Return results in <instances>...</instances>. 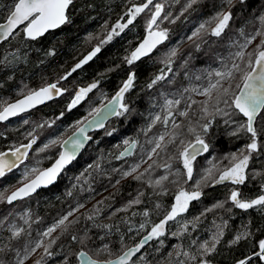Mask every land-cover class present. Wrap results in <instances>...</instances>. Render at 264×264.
I'll return each mask as SVG.
<instances>
[{
  "label": "trees",
  "instance_id": "1",
  "mask_svg": "<svg viewBox=\"0 0 264 264\" xmlns=\"http://www.w3.org/2000/svg\"><path fill=\"white\" fill-rule=\"evenodd\" d=\"M159 1L164 5V11L157 23L160 30L167 29L168 39L157 45L148 57H142L133 65L125 62V57L130 56L133 48L144 37L151 18V5L119 36H114L104 44L91 61L66 80L60 81L59 86L67 88V92L9 122L25 119L24 122L32 127L35 144L25 164L31 163L39 170L56 157L60 141L90 116L97 106L109 99L130 73H135L133 86L125 93L123 101L129 110L123 115H116L103 129L95 132L81 155L66 168L54 185L12 204L0 200V264H16L23 256L25 246L31 247L41 233L72 209L78 208L69 217V220H75L76 223L67 232L62 229L51 244L49 251L52 255L45 257V264H76L80 250L87 251L99 260L110 259L150 232L151 227L163 220L170 211L177 187L188 183L185 180L186 172L177 160L192 138L183 143L175 138L173 143H168L173 133L179 132L174 128L177 108L189 109L187 118H193L199 130L195 132V138L199 135L208 145L205 154L194 161L196 172L204 165L205 158L201 164L199 161L206 157V153L223 155L251 141L250 133L236 131L238 125L246 121L242 114L237 112L231 118L217 114L215 107L230 114L232 110L223 103L215 104V91L211 99L201 92L208 86V80L204 78L207 71L220 69L221 61L231 64L230 54L237 50L235 43L243 42L241 31L249 34L261 27L259 18L264 15V0H232L231 4L225 0H197L191 7H187L189 0H153V4ZM144 2L146 0H74L69 10L70 23L36 40L26 38L22 31L0 40V109L18 96L59 80L92 51L118 21L126 23L125 14L129 8ZM12 3L13 0H0V22L5 19ZM227 11L232 13L228 27L220 37L212 36L211 29L216 23L212 18L217 13ZM169 13L171 15L167 20L162 19ZM201 24L205 25V29L198 37L189 40L188 37ZM261 38L257 37L252 43L255 42L257 47ZM197 43L199 48L195 46ZM172 49H176L177 55L171 57L172 63L169 65L168 53ZM235 62L240 64V71H234L232 79L222 82L224 87L231 86L230 92L233 94L237 93L244 74L251 68L245 58ZM162 72L165 79L149 88L151 81ZM198 76L201 79L197 80ZM97 81V89H92L86 99L71 109L67 107L79 88ZM102 92H105L103 98L97 96ZM166 99H179L181 102L167 107ZM205 106L208 111L211 110L208 115L203 111ZM156 115L161 120L152 124ZM165 117H170L169 126L163 123ZM9 123H0V151L10 148V145L14 147L28 141L25 138L18 140V130L9 128ZM206 123L209 124L207 131L203 128ZM184 124L180 123L177 128L184 131L187 127ZM62 125L66 127L65 133L55 140L57 143L45 148V144H41L42 140ZM254 126L261 147L252 153L245 183H213L215 176L202 181L203 174L200 173L197 180L201 181L200 198L190 203L186 212L168 221L164 235L152 240L129 264H180V261H184V264H198L202 258L209 260L210 264H235L254 250L258 251V241L264 237V207L239 209L228 199L233 189L238 190L245 199L262 192L264 117L258 115ZM166 133L171 136L161 143L167 144V147L164 150L157 149V153L153 154L155 157L148 162V152L154 147V143L149 141H155ZM126 140L136 141V144L133 153L122 158L119 152ZM160 158L173 163H160ZM146 162L148 165L144 166ZM137 164L139 168L136 172L123 176L124 172L130 171ZM150 164L153 167L145 172ZM20 168L0 180V193L4 196L34 174L29 172L27 179L23 177L19 181L7 183ZM141 173H144L142 178L135 179ZM165 175L167 179L157 185L155 181ZM69 192L72 194L68 195ZM137 198L140 203H130ZM220 202H223V208L214 207ZM90 216L92 219H88ZM141 223H145L142 230L139 228ZM217 226L223 228L224 234L216 251L201 257L199 245L204 241L211 242ZM14 228L23 229L18 237L12 235ZM173 233L179 235L174 236ZM240 233L249 235L237 244H232L231 241ZM73 236L77 239L73 240ZM185 251L196 255L197 259L190 260L184 256ZM252 264H264V261L253 257Z\"/></svg>",
  "mask_w": 264,
  "mask_h": 264
},
{
  "label": "snow or ice",
  "instance_id": "2",
  "mask_svg": "<svg viewBox=\"0 0 264 264\" xmlns=\"http://www.w3.org/2000/svg\"><path fill=\"white\" fill-rule=\"evenodd\" d=\"M225 2L227 4H231L232 0H225ZM73 3L74 0H13L12 5L7 9V15L4 19V22H0V40L7 39L14 34L18 35L20 31H22L25 37L28 39L36 40L38 37H42L50 29H57L61 25L70 23L71 18L69 15V10ZM195 3H197V0H189L187 7H191ZM150 5H153V0H146V2L139 5L134 4L125 14V16H127L126 23H120L118 21L111 28V31L107 33L106 37L102 39L100 43L92 49V51L84 56L83 59L79 60V62L76 63L70 71L61 76L56 83H49L38 90L30 91L26 96H24L23 99L17 100L15 103L7 104L2 109H0V121L6 120L11 116H16L18 113L33 108L37 104H42L47 100H52L55 96H60L64 92H67V88L59 86L60 81L66 80L72 75V73L76 72L83 65L91 61L93 57H95L101 51V48L104 44L110 42L114 36H119L126 28H128L129 25L133 24L137 16L145 12L146 9H149ZM154 9L155 10L151 13V18L147 23V35L143 41L133 51H131L130 56L125 57V62L128 65H133L134 62L149 55L153 49L157 47V45L162 44L168 39L167 29L160 30L157 23L164 11V5L161 3H156L154 5ZM170 15V13L166 14L162 17V19L167 20ZM121 19H123V17ZM231 19V11L217 13V15L212 18V20L216 21V23L215 27L211 29V35L220 37L228 27L229 21ZM259 20L261 27L256 29L255 32L245 34L243 31H241L240 35L243 37V42L241 43L237 41L235 43L237 50L230 54L232 57L231 64L221 61L222 67L220 69L209 70L206 72L204 77L208 80V86L202 90L201 94L211 99L212 93L215 91L217 93L215 97V104L219 105L220 103H223L228 107V109L232 110L230 114L228 111H224L219 107H215V112L217 114L229 116V118H231V115H234L237 112L242 114L244 117H246V122L238 125L236 131L238 132L240 130H244L245 132L251 134V142L245 145V148L241 150L239 156H237L235 153L232 154L231 165L219 172L218 179L213 178V183L231 181L236 185L244 184L248 178L246 169L248 168L252 153L256 152L261 147L257 142L258 131L254 124L258 115L264 117V15H262ZM154 26L156 30H154ZM204 29L205 25L201 24L197 31L194 32L192 36H189L188 39L192 40L193 37H198L200 32ZM257 37L262 38L257 45V53L253 65V61L251 59L252 53L246 54L245 49L248 47V45L252 44V42L255 41ZM195 46L196 48L200 47L198 43ZM176 55V49L170 50L167 60L169 65L172 63L171 57ZM245 55L249 57L248 64L251 66V70L244 74L243 87L240 88L239 94H233L230 92L231 86L229 85V87H224L222 82L232 79L234 71H240V64L236 63L235 60H243ZM168 71H171L170 67L168 68ZM134 79L135 73H130L127 79L123 82L122 87H120L108 104L104 105L101 109L93 110V118L90 121H85L84 127H78L77 132L80 134L79 136L74 133L72 137L68 138V140L61 142L62 146L64 147V151L60 152L59 158L52 167L40 171L34 179H30L27 183H23L21 187L17 188L10 195L4 196L2 193H0V200H6L9 204H11L17 199H22L31 195V193L36 191V189L41 185L51 184L56 179L60 171L64 168V166L76 158V153L84 146V143L91 139V137L87 135L88 128H91L92 126H102V120L108 115H123L129 110L128 105L123 101L125 93L128 92L130 88H132ZM164 79L165 74L162 72L151 81L148 87L152 88L153 85ZM196 79L199 80L201 77L198 76ZM97 84L98 81L93 82L87 87L79 88L75 92V96L68 105V108L71 109L77 105L82 99H84L87 93L91 92L92 89L97 87ZM237 87H239V85ZM185 91L188 90L185 89ZM193 91H196V89H193ZM180 102L181 101L179 99L165 100L167 107H171L174 104L178 105ZM204 104L207 105V101H205ZM203 111L207 113V106L203 108ZM62 115L63 113H61V116ZM168 115L170 116L171 112H169ZM180 115H186V113L182 112ZM160 120L161 117L156 115L152 121V124H155L156 121ZM163 123H168L167 117L164 118ZM225 123H228V121H225ZM151 126L152 125L150 124L149 128H151ZM174 127L178 126L174 125ZM208 127V123L203 125L205 131H207ZM190 131H194V129H190ZM233 134L235 135L236 133L234 132ZM29 135H31V133ZM162 141H164V135H160L155 141H149V143H154V147H152L148 152L149 158H151L152 154L157 153V149L164 150L167 147V144L162 145ZM174 141L175 136H173L168 141V143H173ZM34 143L35 137H33V139L28 144H22L19 147L9 149L8 152H0V178L5 177L8 173L12 172L13 169L18 168L24 163V160L27 159L28 156V149H30ZM50 143L55 144L57 141L53 140ZM181 143H183V141H181ZM125 144H127L128 147L124 152L121 153V156L131 154V150L135 146L136 141L126 140ZM48 146L49 145L46 144L44 147L47 148ZM207 148L208 145L205 144L204 140L201 139L199 135H197L195 143H189L180 152L179 155L182 158L183 166L186 169L187 179H192L193 160H195L196 156L199 155L201 151H207ZM21 149H23V151ZM41 151H43V149H41ZM119 158L120 157H117V159ZM154 163L155 161L153 164ZM153 164H150L148 168L145 169V172H148L149 169L153 167ZM166 167L170 166L166 165ZM137 168H139V164L134 165L130 171L124 172L123 176H130L133 172H136ZM36 171L37 170L35 168H26L22 175L25 179H27L29 172L36 173ZM143 175L144 173H141L140 175L136 176L135 179L139 180ZM211 176V169L206 170V174L201 177V180H207ZM166 179V176L161 177L159 180H156L155 183L159 185L162 180ZM200 183L201 181H197L196 190L191 192L181 189L177 193L175 197V203L172 205L171 210L168 212L165 218L159 223L154 224L151 227L150 232L144 236L140 242L135 245V247L129 248L115 261L106 260L102 262V264H126V262L131 259L135 253L139 252L148 241L152 240L153 238L163 236L166 223L170 220H174L180 213L186 212L188 210L189 203L201 196L202 193L199 190ZM71 194V192L68 193V195ZM228 199L232 201L233 204L239 209H252L255 206L264 207V194L259 195L254 199H245L242 198V194L238 190L233 189ZM100 203H102V201ZM130 203L138 204L140 203V200L137 198ZM78 207H83V205H79ZM214 207L223 208L224 204L223 202H220L214 205ZM76 210H78V208L68 211L66 215L62 216L50 227H48L46 231L40 234V238L37 239L31 247L25 246L23 256L17 260L16 264H24V261L41 247L44 249L43 255H41V257L37 259L34 264H45V257L52 255L49 249L51 248V244L55 241L53 240L48 245H44L43 238L51 236V234L55 232L57 228H62L64 232H67L71 225L76 223L75 220H69V217H71L73 212ZM144 215L147 216L148 213L145 212ZM88 219H92V217L90 216ZM104 227H107V225ZM139 228L141 230L144 229L145 223H141ZM184 230H187L186 225L184 226ZM22 231L23 229L14 228L12 235L14 237H18ZM223 234V228L217 226V232L213 235L211 242L204 241L199 245V255L201 257H205L215 252ZM173 235H179V233H173ZM248 235L249 233L237 234L231 243L237 244ZM72 239L76 240L77 237L73 236ZM193 243L196 242L193 241ZM106 247L107 246L105 245V248ZM258 249V251L254 250L251 255L237 260L235 264H252L253 257L260 261H264V239H260L258 241ZM179 255L180 253L178 252L177 256ZM183 255L188 257L190 260L197 259L196 255L190 254L187 251H185ZM79 257L80 264H101L99 261L92 260L87 256L86 253H80ZM180 264H184V261H180ZM198 264H210V261L202 258L199 260Z\"/></svg>",
  "mask_w": 264,
  "mask_h": 264
},
{
  "label": "rangeland",
  "instance_id": "3",
  "mask_svg": "<svg viewBox=\"0 0 264 264\" xmlns=\"http://www.w3.org/2000/svg\"><path fill=\"white\" fill-rule=\"evenodd\" d=\"M157 3V2H156ZM155 3V4H156ZM158 3H161V1H159ZM151 5V8L149 11H154V5ZM249 49V51L247 50ZM247 53H252V56L254 58L251 57L253 63L255 61V56H256V53H257V47H256V43H252L251 47L248 46V48H246V54ZM245 59L249 60V57L247 55H245L244 57ZM58 80L54 81V83H56ZM60 85V83H59ZM90 85V84H89ZM87 85V86H89ZM87 86H84V87H87ZM89 93H87L88 95ZM85 96L84 99H86L88 96ZM75 96V94H74ZM73 96V97H74ZM73 97L70 99L68 105L71 103ZM84 99H82L81 101H83ZM80 101V102H81ZM67 105V107H68ZM211 112V110L207 111V115ZM24 121H26L25 119H17L15 120L14 122L12 123H9V128H13V129H16L18 130V134H19V139L20 141H22L23 138H25L26 140H30V139H33V130H32V127L29 126L28 124H26ZM191 129H194V131H197L196 129V126L194 124L191 125ZM66 131V127L64 125L62 126H59L57 127L55 130H54V133H52L51 135H49L48 137H46L44 140H42L41 144H47L49 146H52L53 144L50 143L51 141L53 140H57L59 139ZM31 133V135H29ZM195 136H196V133H195ZM251 142V141H250ZM248 142V143H250ZM21 143V142H20ZM20 145V144H19ZM17 146V145H16ZM15 147V146H14ZM13 146L10 145V148H14ZM245 146L244 145H241L240 147H236V150L234 151H227L226 153L224 152L223 155H219V156H213L212 152L210 153H206V157H203L205 158V163L204 165L201 167V169L199 168L198 172H196L194 169H193V172L196 173V175L194 176L195 178V181L199 180V174L202 173L204 176L206 174V170H209L211 169L212 171V176H215L216 179H218V176H219V172H221L222 170H224L225 168L229 167L232 163V160H231V156L233 153H235L237 156L240 155L241 153V150L244 149ZM153 157H155L153 154L151 156V158L148 157V162L149 160H151ZM250 161V160H249ZM148 162H146L144 164V166H147ZM32 169V168H35V166H33L31 163L30 164H25V162L21 165V168L20 170L17 171L16 174L13 175V177L11 179H8L7 183L8 182H12V180H16V181H19L20 179L23 178V172L25 171V169ZM192 168H194V166H192ZM186 172V170H185ZM192 172V173H193ZM166 176V175H165ZM211 176V177H212ZM210 178V177H209ZM208 178V179H209ZM207 179V180H208ZM186 181H188L187 179V175H186V178H185ZM13 183V182H12ZM3 186V185H2ZM6 189V188H5ZM4 189V190H5ZM11 188H9L8 190H10ZM192 189H196V187L192 188ZM262 189H264V184L262 186ZM3 190V191H4ZM7 190V191H8ZM200 190V189H199ZM6 191V192H7ZM264 194V193H263ZM62 231V228H57L55 232H53L51 234V236L49 237H44L43 240H44V245H48L49 242L51 240H56L57 237L59 236V234L61 233ZM43 252H44V249L43 247L37 249L34 253L31 254V256L28 258V260L26 261L25 264H33L37 259H39L41 257V255H43Z\"/></svg>",
  "mask_w": 264,
  "mask_h": 264
},
{
  "label": "water",
  "instance_id": "4",
  "mask_svg": "<svg viewBox=\"0 0 264 264\" xmlns=\"http://www.w3.org/2000/svg\"><path fill=\"white\" fill-rule=\"evenodd\" d=\"M2 22H4V20L2 21ZM62 26V25H61ZM60 26V27H61ZM52 30H56V29H50L48 32H50V31H52ZM48 32H46V33H48ZM45 33V34H46ZM44 34V35H45ZM25 36V35H24ZM27 38V37H26ZM39 38V37H38ZM5 40V39H4ZM243 87V83H242V85L240 86V88H242ZM240 88H239V90H238V92H237V94H239V91H240ZM39 89V88H38ZM38 89H36V90H38ZM28 94V93H27ZM27 94H25V95H22V96H20V97H18V98H16L15 100H13V101H10L9 103H7V104H10V103H15L17 100H20V99H23L24 98V96H26ZM116 94V93H115ZM115 94L112 96V97H114L115 96ZM58 96H55L52 100H54V99H56ZM112 97L109 99V100H107L106 102H104L102 105H100L97 109H101L104 105H106V104H108V102L112 99ZM52 100H47V101H45L44 103H42V104H37L35 107H33V108H30V109H28V110H26V111H24V112H21V113H18L16 116H11V117H9L8 119H6V120H3V121H0V122H7V121H9V120H11V119H13V118H15V117H17L18 115H21V114H24V113H27V112H29V111H31V110H34V109H36V108H38V107H41V106H43V105H45V104H47V103H49V102H51ZM6 104V105H7ZM5 105V106H6ZM115 115H108V116H106V118H104L103 120H102V126H92L91 128H88V130H87V135L88 136H90L91 137V139L90 140H87L85 143H84V146L82 147V148H80L79 150H78V152L76 153V158L75 159H77L79 156H80V154L82 153V151L85 149V147L89 144V142L92 140V133L93 132H96V131H99L100 129H102L104 126H105V124L110 120V119H112L113 117H114ZM93 118V116L91 115V116H89L87 119H85L79 126H77L71 133H69L62 141H65V140H68V138L69 137H72L73 136V134L75 133L77 136H79L80 134L77 132V129H78V127H84L85 126V121H90L91 119ZM32 140V139H31ZM31 140H29L28 142H26V143H24V144H28ZM61 141V142H62ZM60 142V145H59V153H58V155L55 157V159L49 164V165H47L46 167H44V168H42L41 170H39L32 178H30V179H34L35 178V176L37 175V174H39V172L40 171H43L44 169H47V168H50V167H52L53 166V164H55V162H56V160L59 158V154H60V152L61 151H64V147L62 146V143ZM195 142H193V144H194ZM22 145V144H21ZM34 144H32V146H33ZM20 146V145H19ZM19 146H17V147H19ZM128 147V145H126L122 150H121V152H120V156H121V153L122 152H124L125 151V149ZM135 147V146H134ZM134 147L132 148V150H131V154H132V152H133V150H134ZM16 148V147H15ZM13 149V148H12ZM31 149V148H30ZM30 149H28V154H29V151H30ZM22 151H23V149H21ZM9 151V149H6V150H3V151H1V152H8ZM202 153H204V151H201L200 152V154H202ZM131 154H126V155H124V156H121V157H127V156H129V155H131ZM199 154V155H200ZM198 156V155H197ZM74 159V160H75ZM26 160V159H25ZM24 160V161H25ZM74 160H72L69 164H67V165H65L64 166V168L60 171V173L57 175V177H56V179L51 183V184H48V185H41L39 188H37L36 189V191H34L33 193H31V195H33L34 193H36V192H38L39 190H41V189H44V188H48V187H50V186H52V185H54L56 182H57V180H58V178L60 177V175L63 173V171H64V169L66 168V167H68ZM15 169H13V171H14ZM29 179V180H30ZM28 182V180L26 181V182H24V183H27ZM23 185V183L22 184H20L19 186H17L16 188H14L8 195H10L12 192H14L17 188H19V187H21ZM31 195H29V196H31ZM28 197V196H27ZM24 198H26V197H24ZM24 198H22V199H24ZM22 199H17V200H22ZM17 200H15V201H13L12 203H14V202H16ZM6 203L7 204H9L7 201H6ZM147 235V234H146ZM146 235H144V236H146ZM144 236H142L139 240H137V242H135L134 244H132V245H130V246H128V247H126L122 252H120L119 254H117L116 256H114L113 258H110V259H107V260H113V261H115L119 256H121V255H123L129 248H133V247H135V245L136 244H138L139 242H140V240L144 237ZM264 239V238H263ZM152 240H150V241H148L146 244H145V246L143 247V248H141L140 249V251L139 252H137V253H135L134 254V256L131 258V259H129L127 262H126V264H128V263H130L137 255H139L142 251H143V249L151 242ZM80 253H86L87 254V256L88 257H90L92 260H96V261H99V262H101V264H102V262H104V261H106V260H99V259H95V258H93L87 251H85V250H80L78 253H77V263L76 264H80V257H79V254Z\"/></svg>",
  "mask_w": 264,
  "mask_h": 264
},
{
  "label": "flooded vegetation",
  "instance_id": "5",
  "mask_svg": "<svg viewBox=\"0 0 264 264\" xmlns=\"http://www.w3.org/2000/svg\"><path fill=\"white\" fill-rule=\"evenodd\" d=\"M145 34H147V28H146V30H145ZM145 34H144V36H145ZM144 38V37H143ZM143 41V39L141 40V42ZM140 42V43H141ZM139 43V44H140ZM138 44V45H139ZM137 45V46H138ZM136 46V47H137ZM136 47H134L133 49H135ZM150 55V54H149ZM145 57H148V55L147 56H145ZM160 58V57H159ZM93 83V82H92ZM92 83H89V84H92ZM88 84V85H89ZM87 86V85H86ZM96 89H97V87H96ZM104 93L105 92H102V93H100V94H98L97 96H100L101 98H103L104 97ZM189 109H180V108H177V115L175 116V124L174 125H176V126H178L180 123H185L186 125H187V127H186V129L184 130V131H181V130H179L177 127H176V130L177 131H179V132H177V133H173V136H175V138L178 140V141H186L187 139H189V138H192V140H191V142L190 143H192V142H194L195 140H196V138H195V132L196 131H190V129H191V125L192 124H194V122H193V118H187L188 117V111ZM182 112H185L186 113V115H180V113H182ZM174 116V115H173ZM167 119H168V123L167 124H165L166 126H169V124H170V117H167ZM173 119V118H172ZM163 120H164V118H163ZM172 122V121H171ZM189 122V123H188ZM246 122V121H245ZM184 124V125H185ZM195 125V124H194ZM196 126V125H195ZM175 128V127H174ZM197 128V127H196ZM197 131H199L198 129H197ZM169 136H171V134H169V133H166L165 135H164V140H166ZM197 158H195V160H196ZM195 160H193V162H192V166H194V170L196 171V166H195ZM204 160V158H202L200 161H199V164H201L202 163V161ZM179 161V162H178ZM158 162H160V163H163V162H165V163H173V162H169L168 161V159H163V158H160V160L158 161ZM205 162V161H204ZM177 163H179V164H181L182 165V167H183V169L184 170H186L185 168H184V166H183V161H182V158L180 157V159H178L177 160ZM196 175V173L195 172H193L192 173V179L191 180H189L188 179V183L186 184V185H183V186H179V187H177V189H176V192L175 193H173V195H174V197H176V195H177V193L181 190V189H183V190H185V191H188V192H191V191H193V190H196V189H192V188H194L195 187V178H194V176ZM224 182H228V181H224ZM264 193V189H262V192L259 194V195H262ZM259 195H257V196H255V197H252V198H246V199H254V198H256V197H258ZM195 201V200H194ZM193 201H191V203H192ZM175 203V199L173 200V204ZM190 205V204H189ZM170 210H171V208H170Z\"/></svg>",
  "mask_w": 264,
  "mask_h": 264
},
{
  "label": "bare ground",
  "instance_id": "6",
  "mask_svg": "<svg viewBox=\"0 0 264 264\" xmlns=\"http://www.w3.org/2000/svg\"><path fill=\"white\" fill-rule=\"evenodd\" d=\"M50 103V102H49Z\"/></svg>",
  "mask_w": 264,
  "mask_h": 264
}]
</instances>
